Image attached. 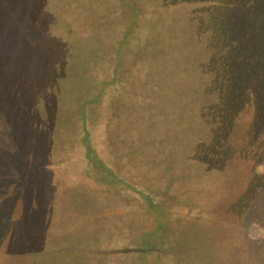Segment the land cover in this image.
<instances>
[{
	"label": "trees",
	"instance_id": "1",
	"mask_svg": "<svg viewBox=\"0 0 264 264\" xmlns=\"http://www.w3.org/2000/svg\"><path fill=\"white\" fill-rule=\"evenodd\" d=\"M15 1L0 0V35L12 33L7 12ZM23 2L26 5V0H17L20 10ZM135 12L164 26L170 59L182 60L183 69L175 76H184L183 88L193 95L188 108L195 119L187 117L180 126L142 115L135 133L116 136V112L97 122L92 110L86 117V99L69 110L49 107L39 95V87L48 85L39 81L40 73L28 72L26 77L16 73L13 83L0 65V163L16 175L23 173L25 180L27 173L34 174L27 187L15 192V200L0 198V264H70L73 249H66L70 240L65 226L75 217L71 210L65 214L62 201L72 188V193L74 188L80 192L81 185L91 189L92 181L101 188L113 187L115 195L129 204L133 197L188 198L203 204L220 226L238 209L264 221V172L256 174L253 169L255 156H264V0H137ZM35 81L39 87L28 88ZM39 100L46 113L43 120L37 118ZM94 133L109 140L113 150L124 144L123 149L136 155L133 164L115 162L113 169L99 164L98 170L92 158ZM56 151L87 154V160L74 165L70 156L68 166L62 162L59 166ZM191 167L196 172L187 175ZM176 204L177 210L184 206ZM261 222L256 224L264 229ZM44 226L47 231H42ZM260 243L264 245V238ZM74 251L82 253L78 261L85 264H149L155 256L142 243L98 254ZM259 257L255 254L236 264H264V256Z\"/></svg>",
	"mask_w": 264,
	"mask_h": 264
},
{
	"label": "rangeland",
	"instance_id": "2",
	"mask_svg": "<svg viewBox=\"0 0 264 264\" xmlns=\"http://www.w3.org/2000/svg\"><path fill=\"white\" fill-rule=\"evenodd\" d=\"M16 4L17 0L7 12L11 35H0L1 70L13 83L17 82L16 73L21 77H26L28 72L40 73L39 81L48 85L42 88L35 81L28 88L38 86L42 92L39 95H43L49 107L63 106L69 110L86 99L87 118L93 114V120L99 122L106 115L109 118L114 112L118 114L116 136L135 133L144 119L142 115L168 125L177 122L180 126L187 117L195 119L188 108L193 95L183 88L184 76H175L183 69L182 60L170 59L169 36L164 26L139 16L135 12L137 0H26L22 10ZM51 92H54L52 97ZM43 106L39 100L37 118L40 120L46 114ZM129 125L131 129L124 131ZM99 135L92 136V158L98 168L100 164L111 169L115 162L133 164L134 152L123 149L122 143L113 150L109 147L110 141ZM55 153L58 164L62 162L64 167L68 166L70 156H74L71 158L74 165L87 160L84 157L87 154ZM254 161L255 173L262 174L264 156L256 155ZM25 170L31 171L27 167ZM193 172L196 168L186 170L187 175ZM0 173V198L6 195L13 200L15 192L27 187L29 176L34 175L27 173L25 180L23 173L16 175L5 163H0ZM59 176L57 173L55 178ZM97 183L89 182V190L81 185L80 192L74 188L72 193V188L62 201L65 214L71 210L75 217L65 226L70 240L66 249H73L70 264H85L78 261L82 253L74 250L98 254L99 251H122L138 243L155 254L149 264H221L223 261L236 264L253 259L255 254L264 256L258 254L264 253V245L260 243L264 229L256 224L261 222L256 215L246 216L244 211L234 210L236 213H228L224 225L220 226L217 218L207 214L203 204L195 205L188 198L179 201L169 195L157 199L147 196V201L130 197L129 204L121 195H115L113 187L101 188ZM94 189L98 191H91ZM175 202L182 203L184 206L179 207L183 210H177ZM44 229L47 231V226ZM141 232L146 234L134 241Z\"/></svg>",
	"mask_w": 264,
	"mask_h": 264
}]
</instances>
